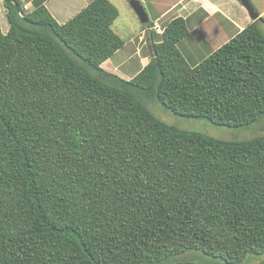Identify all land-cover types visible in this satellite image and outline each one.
Here are the masks:
<instances>
[{
  "label": "trees",
  "instance_id": "1",
  "mask_svg": "<svg viewBox=\"0 0 264 264\" xmlns=\"http://www.w3.org/2000/svg\"><path fill=\"white\" fill-rule=\"evenodd\" d=\"M45 1L2 0L0 264L264 255V135L219 140L147 107L220 127L259 122L264 20L191 65L176 17L159 40L148 31L150 60L127 80L101 68L126 43L112 28L114 4L91 0L60 24Z\"/></svg>",
  "mask_w": 264,
  "mask_h": 264
},
{
  "label": "rangeland",
  "instance_id": "2",
  "mask_svg": "<svg viewBox=\"0 0 264 264\" xmlns=\"http://www.w3.org/2000/svg\"><path fill=\"white\" fill-rule=\"evenodd\" d=\"M91 0H84L83 3L78 5L80 2L79 0H66L64 1V5L69 6L72 10H68L67 13L61 16H58L54 12L53 5L51 6L50 13L52 16L58 21V23H64L66 20L77 14L81 10V6L86 2ZM112 4L116 6L119 11V16L114 22L112 28L113 30L126 42L125 46L117 51L111 58L106 60L102 65L101 68L108 72H113L115 75L124 78V79H131L133 78L139 71L142 65V56L144 55L147 58L149 57L148 48H146L144 39L140 40L139 37L142 35V25L139 21L138 16L133 11L132 7L130 6L128 0H109ZM136 1V0H135ZM154 1V0H152ZM151 0H145L141 2L143 5H147L146 9H148V5H152ZM158 1V3H156ZM166 0H155L154 4L152 5L153 12L148 11V18L151 22H156L154 20L155 12H159V9H162L165 5L164 3ZM55 3V2H53ZM56 5L59 7L61 2ZM78 5V6H77ZM172 14V13H171ZM173 18V15H169L168 18L165 20ZM190 25V23H187ZM191 26V25H190ZM211 25L204 24L202 27H198L195 31L192 32L189 36L184 38L182 41L179 42L178 48L182 55L189 58L186 59L191 65L198 64L203 59L207 58L213 49L219 48L225 40H229L228 34L220 37L219 33L222 32V28L217 30H213ZM0 27L6 31L8 28V24L5 19L4 9L2 5V0H0ZM164 28L163 23H157L155 25V30L158 32V28ZM222 27V26H221ZM189 29V28H188ZM162 31V29H160ZM192 30V28L190 29ZM225 32V31H223ZM226 33V32H225ZM156 40L160 39L159 34L157 35ZM227 36V37H226ZM206 41V42H204ZM228 42V41H227ZM203 46L208 49L203 50ZM198 49V52L195 50ZM209 49H212L210 51ZM214 50V51H215ZM138 51V53H137ZM150 60V59H149ZM120 65L121 68L118 67ZM146 66V65H145ZM115 69L117 71H113ZM148 109L161 121L165 122L168 125H174L178 128L199 132L213 138L224 140V141H247L251 140L257 136L264 135V117L257 122L248 127H220L211 124L206 120H199L194 118H184L180 116L173 115L169 111H167L161 104L158 103H148ZM200 260L203 262L211 263V264H225V262L219 258H215L212 256L200 255ZM199 261V259H197ZM264 260V255H248L246 259H244L239 264H247L249 261L252 263H258ZM251 262L248 264H252Z\"/></svg>",
  "mask_w": 264,
  "mask_h": 264
},
{
  "label": "crops",
  "instance_id": "3",
  "mask_svg": "<svg viewBox=\"0 0 264 264\" xmlns=\"http://www.w3.org/2000/svg\"><path fill=\"white\" fill-rule=\"evenodd\" d=\"M64 1L66 0H46L45 6L49 11H51V6L53 5L54 12L58 14V16H61V14L64 15L65 13H67L68 10H72L71 8H69V6L64 5L66 3V2L64 3ZM130 1L131 0H128L129 4ZM136 1L141 3L144 2L145 0H136ZM154 1H152V5L154 4ZM248 1L252 5L254 12L257 14L256 19L250 17L248 12L241 5L240 0H166V2L164 3L165 6L162 9H159L158 10L159 12H155L153 21H156L157 23H163V27H164L172 19L176 17L183 18L186 24L190 23L191 25V26L187 25L190 34H192L193 31L198 29V27H202L204 24H209L211 25L210 27H212L213 30L222 28L223 30L221 33H219V36L222 37L228 34L229 36L227 39L230 40L235 35H237L246 25L250 24L251 22H254L259 18L264 20V0H248ZM60 2L61 5L57 7L56 5H59L58 3ZM79 2L80 3L78 5L83 3L84 0H79ZM88 3L89 2H86L81 7L82 8L85 7ZM156 3H158V1ZM152 5L151 6L148 5V9H146L147 5L145 6L142 4L146 13L148 11L153 12ZM169 15H173V18L165 21ZM156 22H154V24ZM191 28L192 30H190ZM262 28H264L263 25ZM223 31H225L226 33ZM141 33L142 35L139 37V39L140 40L144 39L145 45L143 46L148 48V52L151 55V44L155 41V39H153L152 36L150 37V34H148L149 32L147 30L143 29ZM229 40H225L221 45H223ZM203 50L208 51V49L204 46H203ZM209 50L212 51V49ZM214 50L215 49H213V51ZM195 52H198V49H196ZM150 55L149 57H151ZM187 55H189L190 58V54ZM185 58L189 59L186 56ZM141 59H142V65L140 70L145 65L148 64L150 58H147L144 55V57L142 56ZM118 67L121 68L120 65H118ZM113 71L118 72V70L115 68Z\"/></svg>",
  "mask_w": 264,
  "mask_h": 264
},
{
  "label": "water",
  "instance_id": "4",
  "mask_svg": "<svg viewBox=\"0 0 264 264\" xmlns=\"http://www.w3.org/2000/svg\"><path fill=\"white\" fill-rule=\"evenodd\" d=\"M241 5L245 8V10L248 12L250 17L257 18V14L254 12L252 5L248 0H240ZM130 6L132 7L133 11L136 13V15L139 18V21L142 25L147 24L149 21L146 11L144 10L142 4L138 1L131 0Z\"/></svg>",
  "mask_w": 264,
  "mask_h": 264
},
{
  "label": "clouds",
  "instance_id": "5",
  "mask_svg": "<svg viewBox=\"0 0 264 264\" xmlns=\"http://www.w3.org/2000/svg\"><path fill=\"white\" fill-rule=\"evenodd\" d=\"M134 1H135V0H134ZM141 25H142V24H141ZM155 25H156V23L152 26V28H151V27H150V28L148 27V28H146L145 30H147V31H154V33L157 34V35H158V34H159V35L162 34L163 29H162V31H161L160 28L157 27V28H158V32H156V30H155Z\"/></svg>",
  "mask_w": 264,
  "mask_h": 264
}]
</instances>
